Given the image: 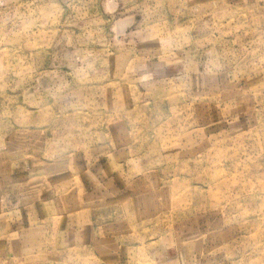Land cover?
<instances>
[{
	"label": "rangeland",
	"instance_id": "obj_1",
	"mask_svg": "<svg viewBox=\"0 0 264 264\" xmlns=\"http://www.w3.org/2000/svg\"><path fill=\"white\" fill-rule=\"evenodd\" d=\"M17 259L264 264V0H0Z\"/></svg>",
	"mask_w": 264,
	"mask_h": 264
},
{
	"label": "crops",
	"instance_id": "obj_2",
	"mask_svg": "<svg viewBox=\"0 0 264 264\" xmlns=\"http://www.w3.org/2000/svg\"><path fill=\"white\" fill-rule=\"evenodd\" d=\"M21 229V228H20ZM22 229L20 230V233H22ZM81 232H84V230H80ZM79 236L81 237V235H80V232H79ZM18 238L21 240V236H20V234L18 235ZM79 238V237H78ZM78 238H76L74 241L71 239V233L69 232V235H68V232L66 233V232H64L63 233V235H62V240H61V245L62 246H72V244H74L77 240H79ZM76 243H78V242H76ZM25 247L23 246V248H22V254H23V256H25ZM16 264H23L22 263V261H21V263L20 262H18V259L16 260Z\"/></svg>",
	"mask_w": 264,
	"mask_h": 264
}]
</instances>
